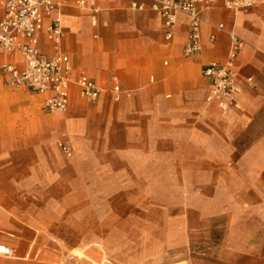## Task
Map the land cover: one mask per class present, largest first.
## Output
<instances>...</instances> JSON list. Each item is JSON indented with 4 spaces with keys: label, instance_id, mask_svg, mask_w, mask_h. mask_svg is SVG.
<instances>
[{
    "label": "crops",
    "instance_id": "obj_1",
    "mask_svg": "<svg viewBox=\"0 0 264 264\" xmlns=\"http://www.w3.org/2000/svg\"><path fill=\"white\" fill-rule=\"evenodd\" d=\"M132 1H99L106 28L91 27L86 11L60 8L73 79L91 78L102 89L98 104L72 87L68 109L48 114L42 97L5 86L0 72V244L15 250L0 264H82L78 245L114 243L113 234L101 239V227H115L101 197L143 208L153 191L157 204L172 197V228L207 247L200 264H264V0L203 17L245 43L236 67L242 112L228 116L205 102L202 75L225 60L227 35L211 44L203 26L201 54L185 59L187 18L167 44L160 18L132 11ZM8 60L1 54L0 68ZM113 84L124 93L119 103L108 93Z\"/></svg>",
    "mask_w": 264,
    "mask_h": 264
},
{
    "label": "built area",
    "instance_id": "obj_2",
    "mask_svg": "<svg viewBox=\"0 0 264 264\" xmlns=\"http://www.w3.org/2000/svg\"><path fill=\"white\" fill-rule=\"evenodd\" d=\"M99 1L0 0V55L9 58L0 68L5 86L42 97V109L48 114L64 113L68 109L72 87L77 89L81 101L89 105L98 104L102 89L83 72L73 79L71 61L63 50L65 33L60 8L62 5H72L86 11L91 27L106 28L107 22L101 21ZM255 5V0H134L130 9L156 14L162 22L163 38L167 44L175 39L179 17L187 18L188 30L183 49L185 59L201 54L203 26L212 30L209 37L211 44L216 42L217 34L227 35L229 49L225 60L207 64L202 75L209 83L205 102L219 105L223 115L228 116L242 112L237 97L236 67L245 43L233 31L227 30L224 24L206 23L203 17L211 10L237 14ZM44 46L48 47V52L43 50ZM247 86L257 91L252 80H248ZM108 93L114 103L121 102L124 96L118 84H113ZM61 150L67 158L72 157L66 147L61 146ZM0 258H15V250L0 244Z\"/></svg>",
    "mask_w": 264,
    "mask_h": 264
},
{
    "label": "rangeland",
    "instance_id": "obj_3",
    "mask_svg": "<svg viewBox=\"0 0 264 264\" xmlns=\"http://www.w3.org/2000/svg\"><path fill=\"white\" fill-rule=\"evenodd\" d=\"M171 198L161 196L157 204L153 191V195L148 196L147 206L140 208L139 203H125L123 196L101 197L103 204L113 207L115 216V227L99 229L101 239L113 234L114 243L80 244L81 250L75 252V257L82 264H195L190 260L200 264L207 247L189 243L185 234L180 236L179 230L172 228V216L179 213L169 210ZM175 202L179 203L177 197ZM101 223L107 225V219ZM125 239L131 243L126 245Z\"/></svg>",
    "mask_w": 264,
    "mask_h": 264
}]
</instances>
